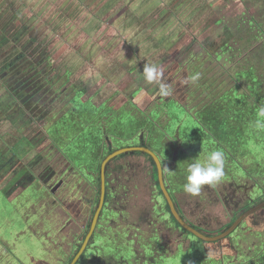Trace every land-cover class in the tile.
I'll list each match as a JSON object with an SVG mask.
<instances>
[{
    "label": "rangeland",
    "instance_id": "obj_1",
    "mask_svg": "<svg viewBox=\"0 0 264 264\" xmlns=\"http://www.w3.org/2000/svg\"><path fill=\"white\" fill-rule=\"evenodd\" d=\"M10 2L16 3L19 10L23 9L22 27L30 25L33 31L35 30V34H40L48 28L55 30L56 35L53 34L50 38L55 39V42H52L54 51H51V56L56 54L57 59L54 63L57 67L63 66L66 72L70 65H66L62 56L69 55L67 58L70 60V55L73 57L76 52L71 53L70 47L75 49L74 46L78 43L66 42V32L79 30V33H87L92 41L80 42L86 40V37H82L84 34L80 33L78 48L83 47L87 53L90 50L96 51L95 48L98 47L96 62L99 65L97 66L93 60L92 69L89 70L87 65V67H82L77 72L75 80L96 78L103 82L100 77L102 76L101 71L106 69L108 62L113 63L111 61L117 59L116 55L119 56L120 64L123 65L122 61H126L121 56L124 43L128 45L133 43L128 42L129 37L125 28L130 26L131 17L138 15L141 21L147 18L150 12H153L152 6L156 0H114L113 3L111 0H11ZM244 4L249 12L246 13L247 16L243 12ZM229 5L231 8L235 7V3L230 2ZM240 6L239 10L236 7L234 9L238 10L237 13L231 16L224 14L223 18L230 28L235 30L232 32L233 38H236V34L239 35L237 36L239 40L242 37L243 39L251 37L250 42L244 41L236 45L233 48V54H228L224 49L219 58L216 57V52L224 48L222 44L225 42H216L211 45H204L201 42L203 47L196 48L194 51L201 52V56L189 54L186 61L177 60L179 66L176 68L173 65L172 67L163 65L164 80L171 85V96L176 97L192 113L214 108L219 102L228 103V100L234 96L235 88L242 93L248 104L255 101L257 103L261 96H264V0H242ZM100 11L103 13L110 11V14L107 12L102 17L99 14ZM121 12L126 23L121 21L120 17L117 18L118 13ZM245 17L250 20L249 30H246L248 26L245 24ZM113 18L119 19L121 25L115 26ZM169 22L168 18H164L154 27L153 39L160 38L158 34L161 33L162 28L167 27ZM176 27L173 26V30H176ZM99 29H101L100 32ZM247 32H249L248 35ZM78 37L80 35L75 34L72 40H78ZM42 38H46V34ZM122 38H125L122 41L123 44L116 42ZM153 39L148 43V48L152 46L151 49L147 50L162 48L156 42H152ZM140 43L141 50H143L146 42H138L136 45ZM142 53L145 54L144 51ZM180 57L182 60L185 59V56ZM76 61L81 62L82 60L77 56ZM145 63L146 60L137 61L125 68L124 73L114 71L113 76L120 80L118 85L113 82L111 84L115 88L121 87L126 94L123 96V92L115 93V97L109 101L110 106L107 112H109V107L114 109L120 105L125 113L119 112V119L115 117L118 122L109 123L108 135L104 136L107 147L102 148L101 145L98 149L99 154L92 160L95 180L94 188L92 187L93 197L96 199L99 195L100 160H103L108 152L125 147L147 146L161 157L167 178L166 186L172 191L183 215L192 225H195L191 227L206 237H215L245 211L264 201V133L262 138L258 139V136L253 139V142H245L239 146L237 144L239 138L246 141L250 136L240 129L239 123L242 115L239 112L236 113L235 117L239 121L232 132L233 136L231 134L229 137L232 136L229 144L237 153H233L224 144L221 148L224 153V170L225 172L234 171L236 180L231 184L230 179L223 177L215 186H202L197 195L184 192L183 185L186 182L188 164L195 158L203 159L205 155H197V157L186 150L191 160L184 158L185 162L183 160L178 162L172 154L177 150L170 154L167 152L168 149L179 146L180 143L165 129L166 117H163L160 121L163 123H160L150 114L151 109L159 103L157 101L160 95L156 88H153L155 85H148L143 81L141 73ZM95 67H101L102 70L99 71ZM250 70L253 75L257 76L256 84H258L260 96L254 94L248 86V80L243 78V71L247 73ZM239 71L241 73L237 75ZM53 72L59 75L61 71L59 72L58 69ZM195 73L200 74L198 81L182 83L186 77ZM60 76L67 79L65 73H61ZM93 82L95 83V79ZM153 89L156 91L153 92ZM129 92H132L133 96L136 95L134 100L128 94ZM110 97L111 95H108V99ZM200 119L206 128L213 134L215 132L214 137L218 140V122H208L205 125L207 116L202 115ZM248 144L252 146L245 147ZM108 148L111 151H108ZM183 166L185 168L181 169L180 167ZM108 168L106 180L109 196L106 210L93 246L80 264H149L151 262L158 264H242L247 258L257 255L256 253L264 246V208L245 218L232 235L213 242H201L177 227L164 208L154 170L146 153H127L119 160L110 161ZM70 179L71 175L63 180L61 178L56 184L52 181L46 182V192L44 189L40 190L45 197L30 198L34 201L20 213H12V207H8L7 202L0 198V233L5 240L14 243V249L10 242V246L0 247L1 264H11L5 259L7 256L4 249L9 247L14 253V264H56L61 263V260L64 262L65 256L52 242L44 244H36V242L38 240L47 241L48 239L44 238L46 237L45 231L49 233L51 231V234L55 235L53 225L56 224V229H60V223L68 221L67 212L61 209L60 204L67 208L71 206L70 201L74 196L79 201L87 198V195L84 196L85 193L90 195L91 191L86 188L72 189L73 186L70 188ZM214 189L221 191V194H216ZM210 191L213 196L209 195ZM53 200L56 202L55 205L52 204ZM251 202H256V205ZM249 205L252 206L247 207ZM25 219H27L26 223ZM26 224L27 230L24 229ZM42 225L44 227L40 228ZM19 233L21 234L18 237ZM63 243V241L60 242V245Z\"/></svg>",
    "mask_w": 264,
    "mask_h": 264
},
{
    "label": "flooded vegetation",
    "instance_id": "obj_2",
    "mask_svg": "<svg viewBox=\"0 0 264 264\" xmlns=\"http://www.w3.org/2000/svg\"><path fill=\"white\" fill-rule=\"evenodd\" d=\"M10 1H0V198L7 202L8 207H12V213H20V211H24L29 203L34 201L30 198H35V196L36 198L45 197L43 193H40V190L44 189L46 192V182L52 181L56 184V182H60L61 178L63 180L69 175H71L70 188L73 186L72 189L86 188L90 190V195L88 193L84 194V196L87 195L84 200L77 201L78 198L74 196L70 201L71 206L67 208L60 204L61 209L67 212L68 221L60 223V229H56V224L53 225L55 235H52L51 231L50 233L45 231L46 237L44 238H47V241L38 240L36 242V244L52 242L54 246L60 249V253L65 256L64 262L61 260V263H57L70 264L90 232L99 204L101 177H98L99 195L95 199L92 189L95 181L92 160L99 154L98 149L101 145L102 148L107 147L104 136L108 135L107 127L109 123L111 121L115 123L116 119H119V112L125 113L124 108L120 105L114 109L109 107L110 113L107 112L108 106H110L108 105L109 101L115 97V93L123 92V96L126 94L121 87L115 88L111 84L113 82L118 85L120 80L113 76L114 71L124 73L125 68L130 67L131 64L137 61L146 60V58L158 64L167 67L173 65L176 68L179 66L180 61H186L189 54L192 56L202 55L201 52H194L196 48L203 47L201 42L204 45H211L216 42H226L227 44V42H233V39L236 40L237 38L239 40V38L237 36L233 38V33L224 21L223 14L220 15V12L214 8L217 2L208 1L206 6H201L199 3L201 0H156L152 6L153 12H150L147 18L141 21V18L135 15L131 17L130 26L125 25L129 37L128 42L133 43H129V45L124 43V52L121 57H124L126 61H122L123 65L120 64L118 56L117 59L112 60L113 63L108 62L107 70L101 71V67H95L101 71L102 76L100 77L103 82L96 78L75 80L77 72L82 67L88 66L89 70L92 69L91 67L94 66L93 60H95L97 66L99 65L96 62L98 47L95 48L96 51L90 50L87 53L83 50V47L78 48L80 42L92 41L88 34L80 32L84 34L82 37H86V40L79 42L81 38L79 30L66 32V42H78L76 46L73 45L75 49L70 47L71 53L76 51L73 57L70 55V60L67 58L69 55L62 56L66 65H70L66 72L63 66L57 67V64L54 63L57 59L56 54L53 57L51 56V51H54L52 42H55V39L50 38L53 34L56 35L55 30L48 28L40 34H35V30L33 31L30 25L22 27L23 18L21 15L23 9L19 10L16 3L12 4ZM113 1L111 0V3ZM225 5L226 3L223 0L222 6ZM197 8H200V10L195 11ZM122 12L118 13L117 18L120 17V20L126 23L124 16H121ZM139 15H143V13H139ZM207 17L208 20H206ZM164 18H168L170 22L158 34L160 38L153 39L154 27ZM218 18L219 24L217 23ZM173 26H177L176 30H173ZM85 30L87 31V28ZM73 33L80 35L78 40H72L75 36ZM44 34H46V38H42ZM227 35L228 37H226ZM32 36L35 37L32 38ZM36 37L37 39H34ZM125 38L118 39L116 42H122ZM152 39V42H156L162 48L147 50L152 47L149 46L150 48H148V43ZM138 42H146V47L141 50V43L136 45ZM224 45L222 44V46ZM143 51L145 54L142 53ZM150 51L153 52L150 53ZM77 56L82 60L81 62L76 61ZM85 56L86 59H84ZM180 56H185V59L182 60ZM89 58L91 59L89 60ZM55 69H59L60 74L65 73L67 79L65 80L60 74L54 73L53 70L56 71ZM94 79L95 83L93 82ZM153 88L158 89L157 86ZM128 94L132 96L133 100L135 99L136 95L133 96L132 92ZM108 95H111L109 99ZM71 111L75 113L70 116ZM115 117L117 118L115 119ZM109 150L111 151L108 148ZM113 151L115 150L111 152ZM111 152H108L106 156ZM119 159L114 158L112 161ZM71 160H73L72 163ZM99 169L101 175V167ZM108 169L107 164L106 172ZM233 172H225L224 170L223 177L230 179L231 184L236 180ZM163 173L167 185L165 168ZM214 192L218 195L221 194V191L216 189H214ZM208 193L213 196L211 191ZM171 194L180 217L187 225L194 227L195 225H192L183 215L173 193ZM108 196L106 180L104 205L88 245L76 264L81 263L86 253L93 246L106 210ZM52 204H56L55 200ZM163 204L177 227L201 242H208L197 238L190 231L183 228L174 217L168 202V207L164 202ZM27 210L29 211V209ZM24 222L26 223L27 219ZM27 224L24 226L26 230L28 228ZM240 224L229 235L237 231ZM230 226L226 227L223 232ZM43 227L42 225L40 228ZM20 234L17 236L19 237ZM62 241L64 243L60 245ZM9 242L0 233V247L10 246ZM10 244L14 249L13 241ZM4 250L7 256L5 259L14 264L15 257L11 248ZM256 254L247 258L242 264H264V246ZM149 264L158 263L151 262Z\"/></svg>",
    "mask_w": 264,
    "mask_h": 264
},
{
    "label": "trees",
    "instance_id": "obj_3",
    "mask_svg": "<svg viewBox=\"0 0 264 264\" xmlns=\"http://www.w3.org/2000/svg\"><path fill=\"white\" fill-rule=\"evenodd\" d=\"M242 1V0H240ZM250 5L251 2L249 1ZM243 12L246 15L247 12V7L243 6ZM247 16V15H246ZM245 19H249L245 17ZM249 32H247V35ZM253 37V36H252ZM251 38V37H250ZM250 38L247 39H240L238 40L236 38L233 39V42H225L224 48L222 50L217 51L216 57L219 58L221 55L220 53L225 49L228 54H233L234 53V47L238 45L241 42L247 41L246 43L250 42ZM254 41V39H253ZM252 42V40H251ZM257 43V42H255ZM254 43V44H255ZM211 56V55H210ZM249 62V61H248ZM247 63V61L245 62ZM244 63V64H245ZM250 63V62H249ZM253 70V67L251 68ZM252 70L246 73V71H243V78L248 80V86L250 89L254 92V94H258L260 96V90L258 88V84H256L257 81V76L254 74ZM242 71V70H241ZM241 71L238 72L241 73ZM259 71V70H257ZM249 78L250 81H249ZM158 91V89H156ZM156 90L153 89V92ZM236 88L234 89V96L233 98L228 100L227 102L224 103H218L215 105L214 108H209L207 110H200L197 113H192L190 109H188L185 105H183L176 97L174 96H169V97H161L159 96V100L155 105V108L151 109L150 114L152 118H154L157 122H160L163 117H166V123H165V129H167L168 134L173 135L174 138L177 139V141L180 143L179 146H175L173 148H170L167 150V152L172 153V154L177 158V161H182L184 158H188L189 161L191 160V156L186 152L191 153V155L197 156V155H206L208 151L212 150H217L216 147H218L219 150L223 147V144L226 145V147L231 149L233 153H237L234 151L233 146L229 144V140H231L233 136V131L234 128L238 125L239 119L235 117L236 113H241L242 119L239 123L240 129L245 133L249 134L250 138L246 141H243L241 138L237 140V144L239 146L243 145L245 142H253V139L258 137L262 138L264 130L262 131H257L254 126H253V121L255 120V113L256 110L261 104L264 105V96H261V98L258 100L259 102L256 103L253 102L252 104H248L246 100H244L242 93L238 92ZM227 105L225 106V104ZM261 103V104H260ZM228 109V110H224ZM219 111V112H218ZM221 111V112H220ZM75 112L71 111L70 116L74 114ZM202 115H206V123L208 122H218L219 124V133H218V140L215 139L214 134L206 128L201 122L200 117ZM244 118V119H243ZM163 123V122H160ZM232 134L231 138L230 135ZM216 136V134H215ZM221 139V140H220ZM253 144V143H252ZM252 145L248 144L245 147H251ZM172 149V150H171ZM171 150V151H170ZM138 152V151H137ZM166 152V153H167ZM131 153V152H130ZM144 153V152H143ZM175 153V154H174ZM167 153V155H169ZM148 161L152 164L153 170H154V177L156 179L157 187L159 190V195L162 199V201L166 204L167 206V201L162 193L159 184H158V172L156 169V165L154 160L148 155ZM124 156L120 155L116 157L115 159L122 158ZM159 156V155H158ZM160 157V156H159ZM198 157V156H197ZM106 158V157H105ZM104 158V159H105ZM161 158V157H160ZM100 160V167L102 165V162L104 161ZM112 161V160H111ZM184 161V160H183ZM162 162V159H161ZM185 162V161H184ZM163 165V163H162ZM185 165V163H184ZM236 165L239 166L238 162H236ZM187 166V165H186ZM185 168V166L180 167ZM238 168V167H237ZM164 170V168H163ZM168 189V188H167ZM169 194L172 192L170 189H168ZM172 195V194H171ZM168 207V206H167ZM200 241V240H199Z\"/></svg>",
    "mask_w": 264,
    "mask_h": 264
},
{
    "label": "clouds",
    "instance_id": "obj_4",
    "mask_svg": "<svg viewBox=\"0 0 264 264\" xmlns=\"http://www.w3.org/2000/svg\"><path fill=\"white\" fill-rule=\"evenodd\" d=\"M141 75L146 84L158 87V93L161 97L166 98L172 94L171 85L164 80L163 65L146 58ZM199 79L200 74L195 73L186 77L182 83H195ZM252 123L257 131L264 130V105L257 108L255 120ZM224 162V153L219 149L208 151L203 159L195 158L186 168L184 192L197 195L202 186H215L224 176Z\"/></svg>",
    "mask_w": 264,
    "mask_h": 264
},
{
    "label": "water",
    "instance_id": "obj_5",
    "mask_svg": "<svg viewBox=\"0 0 264 264\" xmlns=\"http://www.w3.org/2000/svg\"><path fill=\"white\" fill-rule=\"evenodd\" d=\"M144 152L146 154H148L155 162L156 165V169L158 172V183L160 185V189L162 191V193L164 194L169 206H170V210L172 211L174 217L176 218V220L179 222V224L181 226H183V228L187 229L188 231H190L192 234H194L197 238L203 240V241H208V242H213V241H217L220 239H223L225 237H227L231 232H233L238 225L249 215L255 213L256 211L264 208V201L261 202L260 204L254 206L253 208L249 209L248 211H246L244 214H242L226 231H224L223 233L215 236V237H206L204 235H202L201 233H199L197 230H195L194 228L190 227L189 225H187L184 220L180 217L179 213L177 212L174 202L171 198V195L169 194V191L167 189V186L165 184V179H164V173H163V165L161 162V158L153 151L151 150L149 147L147 146H134V147H125V148H120L118 150H115L113 152H111L108 156H106V158L104 159V161L102 162L101 165V188H100V199H99V204L97 207V210L95 212V216L93 219V223L90 229V232L88 233V235L85 238V241L81 247V249L79 250V252L77 253V255L73 258V260L71 261L70 264H76L78 262V260L80 259L81 255L83 254V252L85 251V248L88 245V242L93 234V231L95 229V226L97 224V221L99 219L100 216V212L102 210V207L104 205L105 199H106V166L107 164L114 158H116L117 156L126 154V153H130V152Z\"/></svg>",
    "mask_w": 264,
    "mask_h": 264
},
{
    "label": "crops",
    "instance_id": "obj_6",
    "mask_svg": "<svg viewBox=\"0 0 264 264\" xmlns=\"http://www.w3.org/2000/svg\"><path fill=\"white\" fill-rule=\"evenodd\" d=\"M208 1H212V2H217L216 4H215V6H214V8H216L219 12H220V15H232V14H235V13H237L238 12V10H239V6H240V4H241V1L240 0H224V2L226 3V5L225 6H222V4H223V0H201L199 3L201 4V6H206V4L208 3ZM230 2H232V4L233 3H235V7L238 9V10H234L235 9V7H233V8H231V5H229L230 4ZM218 3H219V8H218ZM241 7V6H240ZM82 10H84V8H82ZM200 10V8H197L195 11H199ZM108 11H106L105 13H103L102 11H100V16H102V17H104L105 15H106V13H107ZM182 12H183V9H182ZM249 13V12H248ZM107 14H110V11L107 13ZM205 14H207V13H205ZM217 17H218V15H217ZM209 18L207 17L206 18V20H208ZM113 20H114V25L115 26H119L120 24H119V22H118V20L117 19H114L113 18ZM223 20V19H222ZM224 21H225V19H224ZM224 21H223V23H224ZM226 22V21H225ZM213 23H215V22H213ZM217 23L219 24V18H218V21H217ZM227 23V22H226ZM245 24H246V26H248V28H246V30H249V26H250V20L248 19H246V22H245ZM228 25V24H227ZM228 28H229V30L230 31H232V32H234L235 30H233L232 28H230V26L228 25ZM100 30L101 29H99V32H100ZM106 30H108L107 28H106ZM236 34V33H235ZM236 36H239L238 34H236ZM112 42H114V41H112ZM124 52V51H123ZM116 57H118L117 55H116ZM114 61V60H113ZM113 61H111V62H113Z\"/></svg>",
    "mask_w": 264,
    "mask_h": 264
}]
</instances>
